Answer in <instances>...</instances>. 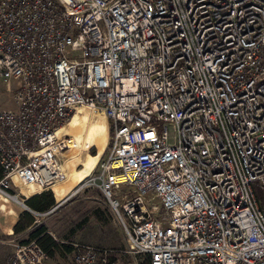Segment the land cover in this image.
I'll return each instance as SVG.
<instances>
[{"label":"built area","instance_id":"1","mask_svg":"<svg viewBox=\"0 0 264 264\" xmlns=\"http://www.w3.org/2000/svg\"><path fill=\"white\" fill-rule=\"evenodd\" d=\"M0 83V203L36 213L50 192L36 214L55 212L61 128L78 107L108 122L124 248L75 245L70 264H264V0H0ZM48 260L33 240L1 264Z\"/></svg>","mask_w":264,"mask_h":264},{"label":"rangeland","instance_id":"2","mask_svg":"<svg viewBox=\"0 0 264 264\" xmlns=\"http://www.w3.org/2000/svg\"><path fill=\"white\" fill-rule=\"evenodd\" d=\"M4 107H10V100L3 84L0 83V109ZM86 115L88 121L83 134L77 138L75 148L67 158L69 178L72 179L70 187L79 185L74 193L66 197L57 210L47 216L36 214L40 212L30 208L36 213L27 211L22 205L12 201L6 204L0 203V264L10 256L14 243L28 242L29 233L37 226H43L46 233L61 245L53 256H49L47 264H70L75 245L112 250L124 248L122 230L100 188V174L97 167L100 162L107 159L111 150L108 123H101V115L96 111H87ZM86 142H91L95 147L90 153L84 146ZM132 190V187L123 185L112 189V193L117 197L123 195L130 198ZM67 191L69 189L64 192ZM49 194L53 199L52 194ZM97 209L103 212L101 215L106 219L105 222L95 219L94 211ZM24 211L33 216L34 224L21 233H14L13 228L22 222ZM65 246L71 249L68 251ZM117 255L119 254L112 257V259L117 258L116 264H142L145 260L137 257L134 261L129 256Z\"/></svg>","mask_w":264,"mask_h":264},{"label":"trees","instance_id":"3","mask_svg":"<svg viewBox=\"0 0 264 264\" xmlns=\"http://www.w3.org/2000/svg\"><path fill=\"white\" fill-rule=\"evenodd\" d=\"M84 146L88 149L89 153H90V150L92 148H95L91 144V142H86ZM49 193L50 192H42L39 195H36V196L30 198L25 202V205L28 208H30L36 212L43 213V212L47 211L50 207H52L54 204L53 199ZM101 213L103 214V212H101V210H99V209L95 210L94 211V217L99 222H105L106 219L101 215ZM21 218L23 219L22 222L17 226L15 225L13 228L14 233H21L34 224L35 219L33 218V216H31L26 211H24L22 213ZM28 238H29V240L36 241L37 244L47 253L48 257L53 256V254L56 252V250L61 246L52 238V236H50L48 233H46L43 226L35 227L29 233ZM65 248L68 251L71 249L70 247H67V246H65ZM142 264H149L148 258H145V260Z\"/></svg>","mask_w":264,"mask_h":264},{"label":"bare ground","instance_id":"4","mask_svg":"<svg viewBox=\"0 0 264 264\" xmlns=\"http://www.w3.org/2000/svg\"><path fill=\"white\" fill-rule=\"evenodd\" d=\"M87 111H96L101 115V123H108L105 116L103 115V113H101L98 110H88L84 107H78L77 110L72 114L71 118L69 119L68 123L61 128L60 132H63L66 136H69V150L66 152L65 154V158H64V168H65V172H66V178L60 182L57 183L52 189L55 193V196L57 199L64 198L69 194H73L74 191L79 187V185L77 187L71 188V180L69 178V170H68V166L69 164L67 163V158L70 156V154L73 152L76 142H77V138L83 134L85 125L87 124ZM99 165V164H98ZM98 167V166H97ZM94 173V172H93ZM92 176V175H91ZM90 176V177H91ZM89 177V178H90ZM88 178V179H89ZM17 182V181H16ZM66 189H69V191L64 192ZM22 192L27 196L32 195L34 192H36V188L35 186H25L22 187Z\"/></svg>","mask_w":264,"mask_h":264}]
</instances>
